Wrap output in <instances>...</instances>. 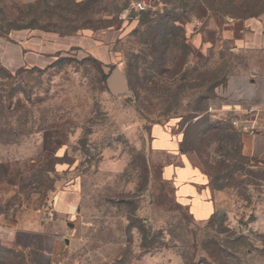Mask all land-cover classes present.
I'll return each instance as SVG.
<instances>
[{
	"label": "rangeland",
	"instance_id": "374dc122",
	"mask_svg": "<svg viewBox=\"0 0 264 264\" xmlns=\"http://www.w3.org/2000/svg\"><path fill=\"white\" fill-rule=\"evenodd\" d=\"M262 14L264 0H0V264H264V107L230 77L252 56L234 37ZM183 161L220 219L179 200L168 168Z\"/></svg>",
	"mask_w": 264,
	"mask_h": 264
},
{
	"label": "crops",
	"instance_id": "0c3cea01",
	"mask_svg": "<svg viewBox=\"0 0 264 264\" xmlns=\"http://www.w3.org/2000/svg\"><path fill=\"white\" fill-rule=\"evenodd\" d=\"M234 39L239 43L236 46L252 56L248 62L238 64L236 67L239 70L230 77L246 78L248 84L253 87L257 99L255 101L257 105H252L253 108H250H263L264 99L260 96L264 93V14L246 19L241 39H236V37ZM242 97L248 98L246 94H242ZM255 140L257 141L255 151L264 155L262 145L264 132L256 134ZM166 142L159 138L155 143L159 146ZM172 143H167L162 148L170 154H175L177 148ZM168 173L173 176L179 200L189 207L194 218L197 220L220 219L219 198L221 195L218 196L216 191L208 185L205 174L199 168L184 162L183 165L175 164L169 167Z\"/></svg>",
	"mask_w": 264,
	"mask_h": 264
},
{
	"label": "water",
	"instance_id": "95a60500",
	"mask_svg": "<svg viewBox=\"0 0 264 264\" xmlns=\"http://www.w3.org/2000/svg\"><path fill=\"white\" fill-rule=\"evenodd\" d=\"M126 83V79L119 68H114L107 79L108 87L114 94L120 92L121 89L126 88Z\"/></svg>",
	"mask_w": 264,
	"mask_h": 264
},
{
	"label": "built area",
	"instance_id": "2783aa9c",
	"mask_svg": "<svg viewBox=\"0 0 264 264\" xmlns=\"http://www.w3.org/2000/svg\"><path fill=\"white\" fill-rule=\"evenodd\" d=\"M136 8L138 10H143V9L146 8V6L144 5V2L143 1H140V2L137 3Z\"/></svg>",
	"mask_w": 264,
	"mask_h": 264
}]
</instances>
